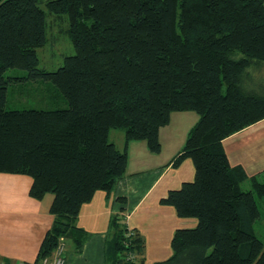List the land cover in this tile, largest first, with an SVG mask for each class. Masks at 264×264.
I'll return each mask as SVG.
<instances>
[{
	"label": "trees",
	"instance_id": "obj_1",
	"mask_svg": "<svg viewBox=\"0 0 264 264\" xmlns=\"http://www.w3.org/2000/svg\"><path fill=\"white\" fill-rule=\"evenodd\" d=\"M43 5L68 15L75 49L52 72L37 53L47 44ZM263 68L264 0H0V173L31 177L34 199L54 195L55 221L35 264L62 238L81 251L86 236L74 223L82 206L125 177L128 151L109 140L111 130L159 153L160 129L185 111L200 119L174 165L190 158L195 179L161 203L197 225L177 230L173 255L155 264H264L256 233L264 181L252 177L244 190L249 178L223 147L264 119ZM27 81L51 83L67 107L9 109V88ZM114 218L106 258L144 264V240Z\"/></svg>",
	"mask_w": 264,
	"mask_h": 264
},
{
	"label": "crops",
	"instance_id": "obj_2",
	"mask_svg": "<svg viewBox=\"0 0 264 264\" xmlns=\"http://www.w3.org/2000/svg\"><path fill=\"white\" fill-rule=\"evenodd\" d=\"M199 119L192 111L172 113L170 123L159 132V153H152L144 140L126 144L124 131L111 130L109 140L118 149L117 142H120L122 152L127 148L126 175L111 194L98 191L82 206L74 225L86 236L83 249L76 251L72 240L61 239L64 264H112L105 251L113 237L115 216L144 240L145 251L140 256L144 264H155L173 255L171 243L175 232L195 228L197 220L179 218L176 210L163 205L161 200L170 191L195 179L190 158L178 166L174 165V159ZM223 147L231 166L241 167L249 178L242 185L244 190L250 189L252 177L264 181L261 176L264 170V119L227 137ZM8 175L2 178L5 193L0 192V264H35L41 244L55 221L50 211L54 195L34 199L29 194L33 183L31 177ZM122 198L124 201H120ZM256 225V233L264 239V221ZM59 255L56 248L43 264H55Z\"/></svg>",
	"mask_w": 264,
	"mask_h": 264
},
{
	"label": "rangeland",
	"instance_id": "obj_3",
	"mask_svg": "<svg viewBox=\"0 0 264 264\" xmlns=\"http://www.w3.org/2000/svg\"><path fill=\"white\" fill-rule=\"evenodd\" d=\"M42 8L47 12L48 29L47 44L37 50L40 60L39 67L52 72L63 66L65 58L74 55L75 49L68 32L70 26L68 15H62L59 16L61 18H57L54 14L51 16L52 14L47 11L44 5ZM7 74L21 76L25 72L11 69L8 70ZM259 74L264 77V68L260 70ZM259 80L262 79H257L258 84ZM61 107H67L66 99L51 83L27 81L22 83V85H14L9 88V109H53ZM115 130L121 132L118 129ZM117 143L119 149L123 150L120 142ZM6 176H9L8 173H0V192L3 194L5 193L6 186L2 185V178ZM257 201L262 214H264V201L260 198H257Z\"/></svg>",
	"mask_w": 264,
	"mask_h": 264
},
{
	"label": "built area",
	"instance_id": "obj_4",
	"mask_svg": "<svg viewBox=\"0 0 264 264\" xmlns=\"http://www.w3.org/2000/svg\"><path fill=\"white\" fill-rule=\"evenodd\" d=\"M63 239V238H62ZM59 249V257L57 258L55 264H64V260H63V257H62V251H63V248L60 246V244L58 245L57 247ZM4 264V263H2Z\"/></svg>",
	"mask_w": 264,
	"mask_h": 264
}]
</instances>
